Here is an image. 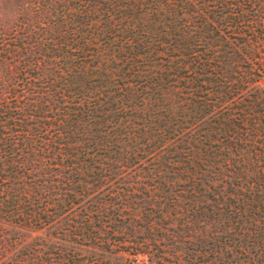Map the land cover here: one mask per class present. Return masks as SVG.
<instances>
[{
	"label": "trees",
	"instance_id": "16d2710c",
	"mask_svg": "<svg viewBox=\"0 0 264 264\" xmlns=\"http://www.w3.org/2000/svg\"><path fill=\"white\" fill-rule=\"evenodd\" d=\"M0 264H264V0H0Z\"/></svg>",
	"mask_w": 264,
	"mask_h": 264
},
{
	"label": "rangeland",
	"instance_id": "374dc122",
	"mask_svg": "<svg viewBox=\"0 0 264 264\" xmlns=\"http://www.w3.org/2000/svg\"><path fill=\"white\" fill-rule=\"evenodd\" d=\"M242 224V223H241ZM241 224H239V225H241Z\"/></svg>",
	"mask_w": 264,
	"mask_h": 264
}]
</instances>
